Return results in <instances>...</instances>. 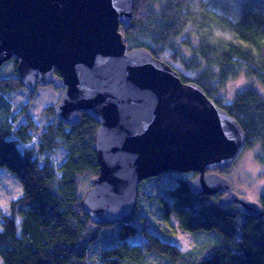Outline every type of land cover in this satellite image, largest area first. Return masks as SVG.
I'll use <instances>...</instances> for the list:
<instances>
[{
	"label": "trees",
	"instance_id": "1",
	"mask_svg": "<svg viewBox=\"0 0 264 264\" xmlns=\"http://www.w3.org/2000/svg\"><path fill=\"white\" fill-rule=\"evenodd\" d=\"M120 29L131 48H146L176 69L182 81L201 86L241 125L244 146L259 145L256 159L264 163V96L252 86L242 87L230 101L221 95L239 75L264 86V0H135L132 19ZM8 61L16 70V59ZM20 88L18 74L0 76V168L22 186L10 213L0 214V264H264V216H249L237 204L220 207L216 197L192 193L181 174L167 188L168 197L159 199L163 214L173 215L183 231L207 236L210 247L183 252L146 224L91 221L80 205V187L84 176L98 173L92 148L96 121L85 113L74 124L55 117L35 146L21 149L18 144L30 143L38 125L30 103L22 106L25 120L15 125L8 95ZM52 106L45 110L54 115ZM59 146L67 150L59 166L48 157L39 163L38 156ZM171 173L178 174H165ZM162 175L149 182L167 178ZM259 201L264 209V194ZM137 235L141 240L135 242Z\"/></svg>",
	"mask_w": 264,
	"mask_h": 264
},
{
	"label": "water",
	"instance_id": "2",
	"mask_svg": "<svg viewBox=\"0 0 264 264\" xmlns=\"http://www.w3.org/2000/svg\"><path fill=\"white\" fill-rule=\"evenodd\" d=\"M135 0H0V66L17 61L23 88L61 89L53 113L62 122L92 117L98 173L80 205L98 225L131 220L139 184L166 172H193L198 196L217 193L220 207L238 204L264 216L259 201L238 194L220 171L245 143L238 121L169 63L131 48L121 26ZM57 73H56V72Z\"/></svg>",
	"mask_w": 264,
	"mask_h": 264
},
{
	"label": "rangeland",
	"instance_id": "3",
	"mask_svg": "<svg viewBox=\"0 0 264 264\" xmlns=\"http://www.w3.org/2000/svg\"><path fill=\"white\" fill-rule=\"evenodd\" d=\"M16 74L17 72L14 70L12 61L4 62L0 67V76ZM245 86L256 88L264 96V86L255 78L245 75H239L235 79L229 80L224 88L221 89V95L226 98L227 101H230L233 99L235 93ZM61 93V89H55L51 85L39 86L34 93L28 92L25 88H20L9 93L8 96L13 104V113L16 115L15 125L17 126L25 120V115L22 113V106L26 103H30L29 112L38 125V131L32 132L33 138L30 143L25 145L18 144L19 148L23 149L24 147L35 146L34 144H36V141L39 139L40 132L48 123L55 120L56 116L47 113L45 108L48 105H54L58 101ZM259 153H262V151L257 144H254L252 147L244 146L234 162L228 168L220 171L230 179L233 189L238 194L243 195L249 200L255 201H259L260 196L264 194V163L256 159V155ZM66 156V148L64 146H59L54 151L46 152L38 156V160L39 163H42L44 158L48 157L53 165L59 166L61 162L65 160ZM176 173L178 174L174 175L171 173L167 175L163 173L164 175L162 176H166L167 178L164 177L161 181L149 182L154 180L149 178L151 180L146 179L139 184L137 212L130 221L136 223L139 227L146 224L149 231L160 237L168 238L167 240L183 252L195 250L201 246L205 248L210 247L211 239L208 240L207 236L183 231L178 226V220L173 215L165 217L163 214L159 199L161 197H168L167 188H172L177 184L180 177L179 174H181V179L186 178L187 180L194 176L193 172ZM91 177L92 176H84L82 179L80 187L82 193L91 185ZM20 195H22V186L20 182L6 168L1 167L0 214L3 213L8 215L10 213L11 201L18 198ZM219 237L222 242V237ZM140 238L141 236L137 235L134 241L137 242L141 240ZM221 242L215 243L212 246L219 245Z\"/></svg>",
	"mask_w": 264,
	"mask_h": 264
},
{
	"label": "flooded vegetation",
	"instance_id": "4",
	"mask_svg": "<svg viewBox=\"0 0 264 264\" xmlns=\"http://www.w3.org/2000/svg\"><path fill=\"white\" fill-rule=\"evenodd\" d=\"M194 175H195V173H194ZM193 177V176H192ZM219 193H217V194H215V195H212V196H206V197H211V199H213V198H217V195H218Z\"/></svg>",
	"mask_w": 264,
	"mask_h": 264
},
{
	"label": "bare ground",
	"instance_id": "5",
	"mask_svg": "<svg viewBox=\"0 0 264 264\" xmlns=\"http://www.w3.org/2000/svg\"><path fill=\"white\" fill-rule=\"evenodd\" d=\"M174 172V171H173ZM167 173V172H166ZM180 173V172H179ZM149 179V178H148ZM217 197H218V195H217ZM216 200H217V198H216ZM260 202V201H259ZM231 205V204H230ZM238 205V204H237Z\"/></svg>",
	"mask_w": 264,
	"mask_h": 264
}]
</instances>
